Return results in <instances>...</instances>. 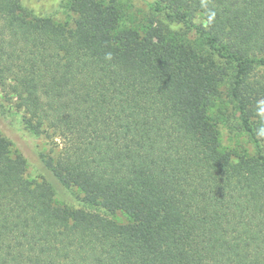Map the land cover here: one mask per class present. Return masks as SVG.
<instances>
[{
	"label": "trees",
	"instance_id": "trees-1",
	"mask_svg": "<svg viewBox=\"0 0 264 264\" xmlns=\"http://www.w3.org/2000/svg\"><path fill=\"white\" fill-rule=\"evenodd\" d=\"M152 4L184 26L161 48L117 0H70L72 27L0 0V93L60 140L64 186L129 218L56 205L0 136V264H264V0Z\"/></svg>",
	"mask_w": 264,
	"mask_h": 264
},
{
	"label": "rangeland",
	"instance_id": "rangeland-1",
	"mask_svg": "<svg viewBox=\"0 0 264 264\" xmlns=\"http://www.w3.org/2000/svg\"><path fill=\"white\" fill-rule=\"evenodd\" d=\"M69 1L21 0V4L24 13L30 17H47L56 23L72 27L74 14L68 8ZM117 2L121 9V25L136 28L141 34L148 33L157 48L162 47L158 28L164 29L166 34H173L179 32L182 27L184 28L182 24L171 22L163 13L155 11L153 0H117ZM201 21L202 18L199 15L193 19L194 24H199ZM196 37L191 30L185 38L193 41ZM0 136L8 140L14 155H20L25 159V177L38 182H46L52 188L56 205L97 211L119 223L129 222V218L123 212H106L101 208L91 206L85 202L79 190L75 187L64 186L60 182L45 164L49 156L54 157L59 152L60 140L56 138L52 141L44 134L35 135L29 132L24 127L22 111L17 109L14 101L6 99L1 93ZM220 140L223 147L239 154L252 155L255 153L253 141L248 134L238 131L236 127H221Z\"/></svg>",
	"mask_w": 264,
	"mask_h": 264
}]
</instances>
